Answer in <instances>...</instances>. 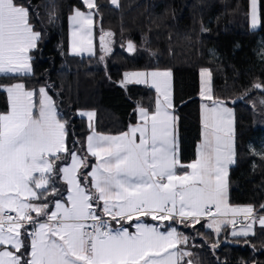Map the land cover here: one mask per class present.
<instances>
[{"label":"snow or ice","instance_id":"1","mask_svg":"<svg viewBox=\"0 0 264 264\" xmlns=\"http://www.w3.org/2000/svg\"><path fill=\"white\" fill-rule=\"evenodd\" d=\"M81 3L87 11L73 10L72 51L91 53L97 5L95 0ZM250 7L255 27L258 0H250ZM31 11L20 0H0V73H33L30 53L38 49L41 33L30 22ZM101 44L110 51L103 36ZM127 50H135L131 42ZM204 71L210 83L211 74ZM170 76V71L123 74L122 84H147L150 78L163 100L152 113L140 107L139 122L128 131L87 135L86 152L96 161L91 166L74 150L78 142L68 147L69 121L60 115L48 85L7 87L9 110L0 113V264H192L186 250L190 238L180 227L205 221L218 237L231 224L233 238L254 235L256 223L264 228V215H257L264 205L256 210L227 200L235 153L233 112L226 102L207 95L212 106H204L197 158L187 165L179 159ZM209 91L205 87L202 95ZM80 115L91 121L95 113ZM89 167L82 177L81 169ZM57 177L66 182L65 193L55 187ZM238 215L243 218L239 230ZM149 216L156 223L141 222Z\"/></svg>","mask_w":264,"mask_h":264},{"label":"trees","instance_id":"2","mask_svg":"<svg viewBox=\"0 0 264 264\" xmlns=\"http://www.w3.org/2000/svg\"><path fill=\"white\" fill-rule=\"evenodd\" d=\"M20 2L31 5L30 22L41 33L38 49L31 52L33 73L2 74L0 84L48 85L60 115L69 121V148L78 142L74 150L87 156L89 127L78 110H93L95 130L109 134L124 132L136 122L135 102L154 110L157 95L151 86L117 85L123 71L169 68L178 157L184 165L191 162L201 130L199 70L207 68L213 97L235 113V156L228 169L227 200L256 210L264 205V92L254 87L264 88V0H258L256 29L249 26V0H118V5L95 0L96 52L92 55L69 51L68 18L74 9H86L81 0ZM107 29L114 41L102 65L98 36ZM129 42L133 52L126 48ZM240 96L243 100L231 104ZM0 109H7L2 91ZM86 162L90 165L92 159ZM88 170L82 168L81 176ZM55 187L65 193L60 177ZM230 230L224 226L217 237L205 221L194 228H179L190 238L186 250L193 264H264V228L256 225L255 234L247 238H233Z\"/></svg>","mask_w":264,"mask_h":264},{"label":"crops","instance_id":"3","mask_svg":"<svg viewBox=\"0 0 264 264\" xmlns=\"http://www.w3.org/2000/svg\"><path fill=\"white\" fill-rule=\"evenodd\" d=\"M86 7V6H85ZM81 11H87V9H84V10H81ZM95 11L96 10H94V14H93V25H92V36H91V38H92V40H93V46H94V49L96 50V42H95V26H96V24H97V17H96V14H95ZM72 15H73V12L71 13V15L69 16V18H68V33H69V51H70V53H72V54H76V55H87L85 52H76V53H74L73 51H72V48H73V35H72V33H73V31H74V29H73V23H72V20H71V17H72ZM151 70H155V69H151ZM150 70V71H151ZM208 70V69H207ZM148 71V70H147ZM208 72H210L209 70H208ZM202 73V72H201ZM200 77V76H199ZM200 79V78H199ZM121 80H123V77H122V75H121ZM209 80V77L205 74V81H208ZM147 84H149V86H151L152 87V85H151V83L149 82V83H147ZM202 81H200V88H199V96H200V120H201V130H200V139H199V141H198V143H197V147H196V156H195V159L197 158V150H198V147H199V145H200V143L202 142V132H203V126H202V115L204 114V112H205V105H208L209 107H211L212 106V101L211 100H208L207 99V95H211V97H212V100H217V99H215L214 97H213V94H212V88H211V76H210V83H207L206 85H205V87H208L209 89H210V91L209 92H207L205 95H202V93L204 92V90H205V87H203L202 85ZM154 90H155V92H156V95H157V100H156V103H155V108H156V105H157V103H158V101H161V98H160V96L161 95H159V93L156 91V89L154 88V87H152ZM171 92H172V82H171ZM169 98H170V100H171V102H172V104H173V97H170L169 96ZM219 101V100H218ZM224 106H226V107H228V108H231L232 109V112H233V115H232V117H231V119H232V121H233V124H232V129H233V141H234V121H235V113H234V109L232 108V107H229V106H227V104H225ZM141 106L139 105V108H140ZM138 108V109H139ZM144 108V107H143ZM155 108H154V110L153 111H149V113H152V112H154L155 111ZM138 109L137 110H135L136 111V118H137V120H136V122L134 123V124H131V125H135V124H137L138 122H139V113H138ZM146 109V108H145ZM89 111H91V112H94L93 110H78L77 111V114L79 115V116H81L80 115V113L81 112H89ZM172 111V114L174 115V112H173V109L171 110ZM95 113V112H94ZM175 116V115H174ZM81 117H83V118H85L86 120H87V123H88V127H89V124H91L92 125V127L90 128L89 127V132L87 133V135H89V134H92L93 132H95V133H99V134H103V135H118V134H120V133H117V134H109V133H102V132H98V131H96L95 130V128H94V117H95V115H94V117H93V119L91 120V121H89V119H88V117L87 116H81ZM130 125V126H131ZM130 126L128 127V129L127 130H125V131H128L129 130V128H130ZM124 131V132H125ZM122 133V132H121ZM86 135V136H87ZM176 143H177V139H176ZM85 153H86V155L89 157V158H91L92 159V163L90 164V166L91 165H94L95 163H96V161H95V158H93V157H91L90 156V154H87V152H86V139H85ZM234 153H235V144H234ZM79 154V153H78ZM80 155V154H79ZM81 156V155H80ZM235 156V155H234ZM194 159V160H195ZM193 161V160H192ZM191 161V162H192ZM67 163H69L70 164V159H68L67 161H66ZM191 162H189V163H191ZM188 164V163H187ZM187 164H185V165H187ZM233 165V164H232ZM60 166H63L62 164L60 165ZM91 170V168L89 167V170L87 171V173L89 172ZM190 171V170H189ZM178 174H183V170H178ZM60 180L61 181H63L61 178H60ZM64 183H65V188H67L68 186L66 185V182L65 181H63ZM83 183V182H82ZM65 192H66V190H65ZM230 205H232V206H247V205H233V204H230ZM54 210V209H53ZM33 215H35L34 213H33ZM231 217H229V219H230ZM141 222H143V223H147V224H154V223H156V221H153L152 219H151V217L149 216V217H144V218H142V221ZM125 226H128V222H125ZM113 227H117V225L115 224V223H113ZM134 230V225H133V227H130L129 228V231H133Z\"/></svg>","mask_w":264,"mask_h":264},{"label":"rangeland","instance_id":"4","mask_svg":"<svg viewBox=\"0 0 264 264\" xmlns=\"http://www.w3.org/2000/svg\"><path fill=\"white\" fill-rule=\"evenodd\" d=\"M109 2L111 3V0H109ZM249 26H250V28H252V29H256V28H258V26H259V17H258V23H257V25L255 26V27H253V25H252V22H251V7H250V0H249ZM110 34V35H109ZM104 37V47H107V48H110V51L112 50V48H113V33H112V31L111 30H109V29H107V30H105L103 33H102V35H100V36H98V50H97V53H98V55H99V61L102 63V65H105L106 64V57H107V55L110 53V51L109 52H105V51H103V49H102V44H101V37ZM96 52V50L94 49V46H93V48H92V51H91V53H89V52H85L87 55H92V54H94ZM30 55H31V53H30ZM32 56V55H31ZM204 70H207V68H201L200 70H199V76H200V81H202V86L203 87H205V85H206V81H205V71ZM152 71H170L171 72V70L169 69V68H163V69H155V70H143V69H137V70H125V71H123L122 72V77H123V74L124 73H135V72H148V73H150V72H152ZM208 71V70H207ZM202 72V73H201ZM7 75V74H12V75H17V74H13V73H0V75ZM169 80H170V89H169V92H170V97H172V92H171V81H172V78H171V76H170V78H169ZM149 82L151 83V79L149 78ZM15 83H17V82H14V83H10V84H0V91H2L3 93H4V95H5V100H6V103H7V109L6 110H1L0 109V113H4V112H7L8 110H9V99H8V94H7V87L8 86H10V85H13V84H15ZM20 83H22V82H20ZM146 85V84H145ZM147 85H149V84H147ZM151 85H152V87H154L155 88V86L151 83ZM41 86H44V85H41ZM41 86H39V87H41ZM39 87H37V88H33V87H30V88H27V89H29V90H31V89H38ZM156 89V88H155ZM159 93V92H158ZM159 95H161L160 96V98H161V100H163V96H162V94L161 93H159ZM228 106V105H227ZM230 107V106H229ZM256 225H259L258 223H256V224H254V228H255V226ZM229 226H230V228H231V230H232V225L231 224H229ZM240 227H241V223L240 224H236V228H237V230H239L240 229ZM231 230H230V232H231Z\"/></svg>","mask_w":264,"mask_h":264},{"label":"water","instance_id":"5","mask_svg":"<svg viewBox=\"0 0 264 264\" xmlns=\"http://www.w3.org/2000/svg\"><path fill=\"white\" fill-rule=\"evenodd\" d=\"M127 45L128 44H126V48H127ZM117 85H119V86H121V87H123V88H125V84H122V80H121V78L118 80V82H117ZM259 91H261V92H264V88L261 86L260 88H257ZM241 100H243V96H240V97H237V98H234L233 100H231V104H235L236 102H238V101H241ZM139 108V103L138 102H135V104H134V108H133V110L135 111V110H137Z\"/></svg>","mask_w":264,"mask_h":264},{"label":"built area","instance_id":"6","mask_svg":"<svg viewBox=\"0 0 264 264\" xmlns=\"http://www.w3.org/2000/svg\"><path fill=\"white\" fill-rule=\"evenodd\" d=\"M9 214H11V215H13V216H15V213H9ZM257 215H264V213H257ZM242 216H237L236 217V221H237V223L236 224H239V223H241L242 222ZM187 259H189V258H185V261H187ZM192 264H193V262H192Z\"/></svg>","mask_w":264,"mask_h":264}]
</instances>
